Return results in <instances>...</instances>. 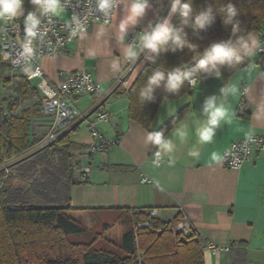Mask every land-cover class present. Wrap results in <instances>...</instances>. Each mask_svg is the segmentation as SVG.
Masks as SVG:
<instances>
[{
    "label": "crops",
    "instance_id": "1",
    "mask_svg": "<svg viewBox=\"0 0 264 264\" xmlns=\"http://www.w3.org/2000/svg\"><path fill=\"white\" fill-rule=\"evenodd\" d=\"M25 9L26 12L33 10L28 0ZM169 9L166 0H152L146 16L129 29L124 41L117 44L122 35L119 21L124 12L123 0H119L110 25L94 24L69 43L63 54L39 60L51 86L61 80L60 71L68 73L82 69H87L100 82L101 89L97 94L76 97L81 111L92 110L106 95L110 100V121L101 126L109 137L116 139L110 148L90 155L88 147L92 138L88 131L80 125L78 131L71 134L75 142L86 145L81 164L91 168L88 182L71 188V203L75 209L71 215L91 230L96 224L90 220L100 221L111 214L122 217L128 211L126 209L157 208V216L164 220L173 219L183 211L186 223L206 239L205 264H264V153H253L251 159L236 170L227 169L223 160L209 163L212 151L224 152L231 143L246 137L250 130L254 135L264 133V79L259 78V66L249 63L229 78L237 77L241 88L247 86L248 97H245L242 107H239L241 97L232 100L233 122L217 131L212 145L199 146L201 155L198 159L188 156L189 149L196 143L193 134L185 144L173 138L177 144L176 151L163 156L162 163L154 167L156 149H150L144 143L149 130L128 117L130 101L127 92L146 61L136 67L126 86L117 85L116 76L126 70V58L120 49L127 46L129 35L138 36L149 22H155L157 17H167ZM240 40L238 42H243ZM151 54L147 52V58ZM250 68L253 69L251 73ZM237 73L243 75L237 76ZM32 81L40 83L38 78ZM196 81L199 83L189 94L162 103L151 125L152 130L158 129L186 105L190 108L184 117L190 113L199 117L204 100L211 95H219L225 83L221 76L203 77ZM186 123L191 127L193 121L189 119ZM36 124L34 131L39 136L48 131L47 122ZM143 177H148L149 181L143 182ZM105 226L110 228L108 224ZM119 226L123 233L124 223ZM208 242L229 249L213 253L207 246Z\"/></svg>",
    "mask_w": 264,
    "mask_h": 264
},
{
    "label": "trees",
    "instance_id": "2",
    "mask_svg": "<svg viewBox=\"0 0 264 264\" xmlns=\"http://www.w3.org/2000/svg\"><path fill=\"white\" fill-rule=\"evenodd\" d=\"M229 2L239 10L236 19L241 31L233 35L231 26H226L217 13L214 22L204 30L185 27L188 40L197 46L195 51L186 47L175 52L152 53L127 92L130 120L147 130L168 134L174 122L179 123L190 107H182L158 129L152 130L157 112L165 100L181 98L193 88L186 81L174 94L161 86L155 90L153 100L140 103L137 93L152 72L167 73L184 65L194 77L203 78L202 73L190 66L197 51L203 52L213 42L237 37L240 40L263 28L264 0H192L194 13L209 5L219 8ZM180 22L177 13L171 23L179 26ZM242 59L236 70L220 67L225 83L250 63L248 58ZM0 60V264H205V241L200 234L191 227L188 234L177 228L183 214L164 220L149 213L153 208L126 209L121 241L108 239L107 246H98L104 236L93 234L71 215L75 210L71 203L72 186L88 182L80 172L86 145L71 137L79 126L33 152L46 134H36L35 124L51 125V119L40 111L43 95L38 84L20 72L4 76V69L10 66L3 61L1 51ZM7 86L11 91L9 96L4 95L9 92ZM21 105L23 108L17 112L16 108Z\"/></svg>",
    "mask_w": 264,
    "mask_h": 264
},
{
    "label": "clouds",
    "instance_id": "3",
    "mask_svg": "<svg viewBox=\"0 0 264 264\" xmlns=\"http://www.w3.org/2000/svg\"><path fill=\"white\" fill-rule=\"evenodd\" d=\"M33 5L32 11L25 9V0H0V22L13 21L18 17L23 18L24 31L26 33V50L32 51L30 47L34 38H42V23L46 19L51 22L53 18L65 13L71 0H28ZM115 0H94L95 11L104 17H109L112 13ZM170 5L167 17H157L155 22H149L134 42H127V46L120 49L122 54L129 62H137L138 57L144 53L159 54L164 51L183 50L188 48L194 50L197 48L192 44L185 31V27H191L194 31H200L210 26L219 13L226 26H231L233 35L241 31L239 21L236 19L239 15L237 7L229 2L214 8L209 5L205 9L194 13L192 0H166ZM152 6V0H123L124 12L119 21L121 36L117 44L124 41L130 28L138 25L146 16L147 11ZM179 14L180 25L174 26L171 18ZM74 23L79 26L80 17L73 14ZM76 29L72 35H76ZM238 37L227 41L213 42L207 46L203 52H196L192 57L193 61H198L192 69L202 73L204 77H220V67L228 66L237 69L242 63V57H250L258 51H264V42L253 40L251 45L246 42H240L237 48ZM155 63V59L152 60ZM115 67V65H114ZM253 69H249L251 73ZM243 73H237L242 76ZM194 73L190 72L184 65L177 66L168 70L167 73L161 70H154L148 77L147 82L140 86L137 98L140 103L154 99L156 89L163 86L172 93H178L185 82L192 86L199 83L194 80ZM259 78L264 79V72L259 73ZM249 89L247 86L241 88L237 82V77H233L222 85L219 95L207 97L201 109V115L190 113L179 123H175L168 134L165 131H148L144 143L148 148L155 147V159L153 166L158 167L163 156L171 155L176 151V140L181 144L188 142L189 136L196 138V143L191 146L188 156L198 159L201 155L199 146L212 145L215 142L217 131L225 124H231L234 119V106L232 100L239 99L241 96L248 97ZM192 119V126L186 123ZM247 140L253 139V131L247 134ZM223 150H215L209 154V163H218L223 159Z\"/></svg>",
    "mask_w": 264,
    "mask_h": 264
},
{
    "label": "built area",
    "instance_id": "4",
    "mask_svg": "<svg viewBox=\"0 0 264 264\" xmlns=\"http://www.w3.org/2000/svg\"><path fill=\"white\" fill-rule=\"evenodd\" d=\"M118 1L115 0L111 15L104 17L95 11L94 0H71L65 11L67 18H63L62 14L53 18L51 22L46 19L43 20L41 30L44 35L42 38L32 40L31 52H28L25 47L27 37L24 31L23 19L18 17L13 21L0 22V51L2 52L3 61L10 66L12 72H20L29 80L40 79L38 87L43 95L40 111L51 119L48 131L36 144L33 152L54 143L63 133L69 132L80 125L88 131L92 138L88 147L90 155L101 153L116 142L115 138L109 137L101 128L103 124H108L110 121L108 95L99 99L95 107L88 112L81 111L76 103V97L79 95L97 94L101 89L100 82L87 69H82L68 73L60 71L61 80L51 86L39 60L45 56L55 57L63 54L69 43L77 39L82 33L90 30L94 24L110 25L113 22ZM74 13L80 17L79 26L74 23ZM74 29L77 30L76 35H72ZM135 38V34H131L128 36L127 42H134ZM259 41L264 42V31L259 33ZM257 53L259 56L257 65L260 71L264 72V51H258ZM147 59V52L142 53L135 63L125 59L126 70L122 75L116 76L117 85L126 86L128 78L136 67L147 61ZM193 78L197 80L196 77ZM190 86L193 87L191 84ZM244 102L245 96H241L239 107H242ZM253 153H264V133L254 135L251 141L247 140L246 136L231 143L224 151L223 164L230 170L240 169L251 159ZM80 172L83 178L88 179L91 168L88 165L81 164ZM142 181H149V178L143 177ZM149 213L152 216H157L158 209L153 208ZM180 213L183 214V217L178 224V229L183 231L184 234H188L190 226L185 221L184 212L180 211ZM140 226L142 225L140 224ZM200 237L206 241L205 237L201 235ZM207 246L213 253L229 249V247L218 246L211 242H208Z\"/></svg>",
    "mask_w": 264,
    "mask_h": 264
},
{
    "label": "rangeland",
    "instance_id": "5",
    "mask_svg": "<svg viewBox=\"0 0 264 264\" xmlns=\"http://www.w3.org/2000/svg\"><path fill=\"white\" fill-rule=\"evenodd\" d=\"M63 18H67V14L66 13H64L63 14ZM261 31H264V26H263V28L260 30V31H258V32H253V33H250L249 35H247L245 38H243V40H240V41H243V42H246V43H248L249 45H251V43H252V41L253 40H257L258 41V34L261 32ZM237 47H239L240 46V42H238L237 43V45H236ZM250 60V63L251 64H253V65H255L256 66V64H258V61H259V56H258V53H255L254 55H252V56H250V57H248ZM258 70H259V73L261 72L260 71V68L258 67ZM12 71L9 69V68H5L4 69V73L5 74H3L4 76H6V75H8V73H11ZM38 81V80H37ZM36 81V82H37ZM35 83V82H34ZM9 86V85H8ZM7 86V88H8V90L7 91H9V92H7V93H4V95H6V96H9V94H10V88ZM24 105H28L27 103H25ZM24 105H21V106H19L18 108H16V111L17 112H19L22 108H23V106ZM19 160V159H18ZM17 161V160H16ZM125 215L124 216H122V217H117L116 215H106V216H104L103 218H102V220H100V221H97V220H90V218H89V220H90V223L91 222H93L94 224H96V225H93V227L92 226H90L91 224L89 223V226H90V228H91V231H92V233L94 234V233H101L103 236H104V240H101L97 245L98 246H102V245H104V246H107L108 244L106 243V241L108 240V239H110V240H113L114 242H116V243H119L120 241H121V237H122V233H121V228H120V223H124V220H125ZM88 222V221H87ZM88 224V223H87ZM106 224H108L109 225V227L110 228H107L105 225ZM114 226H116V227H114ZM177 228H179V226L177 225ZM90 230V229H89Z\"/></svg>",
    "mask_w": 264,
    "mask_h": 264
},
{
    "label": "water",
    "instance_id": "6",
    "mask_svg": "<svg viewBox=\"0 0 264 264\" xmlns=\"http://www.w3.org/2000/svg\"><path fill=\"white\" fill-rule=\"evenodd\" d=\"M196 64V61H193V62H191L190 63V66L192 67V66H194ZM7 116V114L5 113V117Z\"/></svg>",
    "mask_w": 264,
    "mask_h": 264
}]
</instances>
